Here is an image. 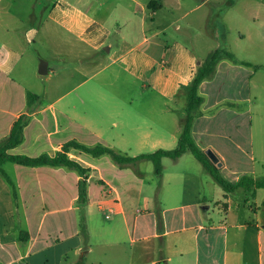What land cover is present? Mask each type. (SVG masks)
I'll return each instance as SVG.
<instances>
[{"label":"crops","instance_id":"obj_1","mask_svg":"<svg viewBox=\"0 0 264 264\" xmlns=\"http://www.w3.org/2000/svg\"><path fill=\"white\" fill-rule=\"evenodd\" d=\"M124 1L113 0L114 8L108 12L102 8L108 3L97 4V0H0V143L8 138L13 124L28 115L23 142L8 154L54 155L70 140L135 156L176 147L185 124L187 98L183 88L207 56L221 47L208 48V42H218L219 37L210 31L212 3L216 2L222 12L227 4L223 0ZM228 3L235 11L242 10V14L236 13L241 27L235 31L236 51L231 52L238 62L220 61L213 76L200 84L204 102L193 122L192 137L203 151L211 150L217 156L221 172L230 168L213 140L223 139L224 148L233 149L235 154L231 173L235 177L228 181L237 182L243 175L264 177V31L257 25V0ZM197 12V21L190 22L200 19V31L196 37H186L189 45L178 34L184 30L185 36L189 35L180 22ZM223 27L230 33L225 21ZM244 41L250 43L243 45ZM52 43L61 48L58 54L63 62L54 65L46 59L48 73L41 75V49ZM102 54L107 55L105 62L99 59ZM111 67L139 84L148 98L82 97L78 89ZM56 74L60 76L54 86L58 92L51 98L47 83ZM43 76L46 81L40 79ZM227 88H232L234 96L223 93ZM28 93L39 97L31 112ZM232 99L234 103L229 102ZM218 106L234 115L219 121L218 113L212 112ZM228 120L234 124L233 140L220 124ZM69 155L89 168V173H98L95 194L88 174L85 215L89 237H96L93 227L100 212L111 207L115 213L109 220L121 224V229L111 227L107 232L102 228L97 234L102 242L96 241L83 251L77 172L4 162L0 165V264H88L89 257L90 264L110 262L106 252L94 257L97 246L105 247L103 251L119 246L126 264H264V189L236 190L243 206L233 198L234 193L221 192V218L207 225L197 207L201 199L206 200L198 188L199 177L172 173V185L183 187L172 196L176 204L168 205L157 196L141 197L142 193L135 200L131 193L146 180L130 171L134 163L100 165L99 157L77 150ZM205 182L214 192L213 183ZM51 183L58 191L57 202L64 198L66 189L71 192L67 205L50 208ZM20 201L24 203L22 213ZM60 224L67 228L62 236ZM107 238L114 241L103 240Z\"/></svg>","mask_w":264,"mask_h":264},{"label":"rangeland","instance_id":"obj_2","mask_svg":"<svg viewBox=\"0 0 264 264\" xmlns=\"http://www.w3.org/2000/svg\"><path fill=\"white\" fill-rule=\"evenodd\" d=\"M116 3L117 2H125L124 0H115ZM194 2H200L201 0H191ZM225 1V3L227 5H225L224 7V11H220L218 9V6L215 5L216 2L212 3L214 11L212 13V16L210 17V31L214 32L216 35H219L218 37V42H208V48H215L216 46H218V44H220V46L230 52H235L236 51V43L234 41L235 36V31L237 28H240L241 25L238 22L239 18L236 16V13H238L239 11L235 9H233L232 5H229L228 2H230L231 0H223ZM259 3V7L257 9V16H258V28L261 31H264V0H257ZM99 2H104V3H108L107 5L103 6L102 8L107 10L108 12H111L114 8V5L111 6V3L113 2V0H97V4ZM260 4H262L260 6ZM211 5V7H212ZM221 8H223L224 4H220L219 5ZM238 9V8H236ZM240 13L242 14V10L240 11ZM105 14V13H104ZM198 14L197 13H193L190 16H188L185 21L180 22L183 26V28H187L189 35L185 36L186 34H184V30L181 33H178L180 37L185 38V40H187L186 42L190 44V40L188 41V39L186 37L188 36H197L199 34V27L198 25L201 23V20H198V23H192L190 22L191 20H196L198 19V17L196 16ZM104 17H107V14L104 15ZM109 20V19H108ZM224 21L226 22V25L229 27L228 29H230V33H228V30L225 29L223 27ZM52 30V28H51ZM54 31V30H52ZM52 31H51V35H52ZM252 33L256 34L255 31H253ZM249 41H244L243 45L249 44ZM259 43V42H258ZM61 50V48H57V46H55L53 43L50 44L49 47L44 46L43 49H41V53H42V58L40 59L43 61L48 62L47 60H49V62L51 64L57 65L59 63H62L63 61L59 60V54L58 52ZM242 56V55H240ZM105 57H107V55L102 54V57L99 59H102L105 62ZM244 57V56H242ZM45 58V59H44ZM258 60H261V57H257ZM47 59V60H46ZM62 69L58 68V71H61ZM92 70H95V67H92ZM91 72V69H90ZM59 74V73H58ZM56 74L55 76H51L49 79V82L47 83V85L49 86V96L52 98L56 97V93L58 92V90L54 87L56 85L57 82H59V75ZM43 81H46V76H43L42 78ZM44 83V82H42ZM46 84V83H45ZM229 90V91H227ZM227 90H224L223 93L225 94H229L230 96H234L233 95V90L232 88H227ZM78 92L82 95V97H84L85 99H115V100H129V99H135V100H140V99H147L148 94H144L141 92V90L139 89V84L133 82L129 77L125 76V74H120V73H116L114 72V68H109L108 70L102 71L101 73H99L97 76H95L94 78H91L88 82H86L85 84H83L79 89ZM230 103H234V99L229 100ZM183 103H181V107L183 108ZM187 102H184V105L186 106ZM241 107H245L244 104L240 105ZM139 108V106L137 107ZM143 109V107H140ZM144 108H146V106H144ZM231 109H233V106H230ZM239 108V107H238ZM222 106H218L214 111L212 112H216L218 113V117H219V121H222L224 119V117H227V115H234L233 112H227L224 110H221ZM182 112V110H181ZM93 114H96L95 112H93ZM220 124L222 125L223 129L225 130L226 134L228 133L233 140V133H234V129H233V122L231 120L225 121L223 124L222 122H220ZM230 139H227V142L231 141ZM213 142L216 144V146H218V148H220L221 150H223V154L227 160V163L229 165V170H224V171H220L221 175L223 178H225L226 180L228 179H232L235 177V175H232V170L234 168V164H235V154L233 149H227L224 148L223 146V139H218L217 140H213ZM242 142H244V140H242ZM247 144V143H243ZM207 151H211V150H207ZM206 151V152H207ZM145 153L151 152V151H144ZM212 152V151H211ZM139 154H143V153H139ZM137 154V155H139ZM128 156H135L133 154H130ZM237 157V155H236ZM241 159L243 161H245V157L244 155H241ZM106 162H110L113 165H116L112 159L110 158V156L108 155H104L99 157V159L97 160V163L100 165H103ZM102 168H104L102 166ZM130 171L132 173H135V175H139L142 174L141 176L144 178V180H146L145 183L139 185L138 184V189L135 190V193H131V196L137 200L139 199V196L141 194V197H152V196H157L160 199H164L166 201V203L168 205L170 204H176L177 202H172V196H174L176 193H179V191L181 189H183V187H178V185L173 186L172 185V173H176V172H183L184 174L189 173L191 174V176L196 180L197 177L200 178L201 181V186H198L199 189H202L203 191V197H206V200L201 199V202L199 203V205H197L201 215L203 216L204 221L206 222V224H210V223H218L219 219L221 218V215H219V203L218 201L220 200V193L224 192V190L221 188V186L215 182V180L212 179V177L210 176V174L206 171V169L203 167V165L191 154L189 153L187 156H185L180 162H176L170 158L165 159V161H162V175H158L155 172V168L152 162L148 161V160H141L138 161L134 164H132L130 166ZM90 176V182L92 184V192L95 194L97 191V188H99V184H98V173H89ZM162 176V177H161ZM244 176V175H243ZM241 176V178L243 177ZM205 180L210 181L211 183H213L214 186V192H210L209 191V185L206 184ZM55 187H53L52 183H51V187L50 190L48 191V195L51 198V202H50V208H54L55 206H57V204H64L67 205L68 200H69V195H70V191L68 189H66V191L64 192V198H60L59 201L57 202L55 200V198L58 196V191L54 189ZM105 189V188H103ZM185 189V187H184ZM234 194H232L233 198L238 201L242 206L244 205V200L242 199L240 192L236 191L233 192ZM62 197V196H61ZM251 203L254 204V201L251 200ZM19 208L20 211L22 213V211H24V203L22 201H20L19 203ZM101 208V207H100ZM102 210V208H101ZM112 217V216H111ZM110 217V218H111ZM62 219H64V217H62ZM193 219L190 218L189 222H191ZM98 222L96 223L97 226L93 227L94 231L97 232V234H100L101 231L103 229H106L107 232L111 230L113 228H117V229H121V224H117V223H112L111 220L105 218V211H101L100 215L98 216ZM103 228V229H102ZM59 229L62 231L61 233H59V235H63L66 234L67 232V228L63 227V224L59 225ZM95 235L96 237L92 236L88 238V243L87 246L84 245L83 243V251L86 252L87 247L90 246L91 244H95L96 241L97 242H102V239H99V235ZM120 236V235H119ZM123 238V237H122ZM96 239V240H94ZM106 240L108 242L110 241H114L111 238H107V239H103ZM121 240V239H119ZM125 242L128 241L125 237H124ZM86 247V250H85ZM89 248V247H88ZM103 249H106L105 247L102 246H97L96 248H94L95 252L93 253L96 257L99 254L106 252L109 254V258H110V262H106L105 264H126L125 260L122 257L121 254V249L119 246H113L111 248H109L106 251H103ZM88 258V256H87ZM92 257L88 258V264H90V260Z\"/></svg>","mask_w":264,"mask_h":264},{"label":"trees","instance_id":"obj_3","mask_svg":"<svg viewBox=\"0 0 264 264\" xmlns=\"http://www.w3.org/2000/svg\"><path fill=\"white\" fill-rule=\"evenodd\" d=\"M231 60L238 62L234 55L228 50L220 47L211 52L207 58L199 65L195 77L189 85L183 88L186 98L187 106L185 109V124L183 131L179 137L178 143L175 148L171 150L159 149L150 153H143L136 156H128L117 153L113 149L97 145L87 146L77 142L76 140H70L66 142L61 150L57 151L54 155L41 154L39 156L28 155H13L8 154L7 151L11 148H15L23 142V131L28 122V115H22L14 124L11 129L8 138L0 143V165L4 162H12L26 167H53V168H67L77 172L80 179L77 184V204L81 208L79 214V229L80 235L83 239V243L87 246L88 243V225L85 215V206L89 203L88 194V174L90 169L83 166L78 160L70 157V153L73 150H77L82 153L89 154L95 158L103 155H108L112 161L119 165L124 166L127 164L136 163L141 160H148L153 163L155 172L158 175H162V160L164 158H170L177 161L185 153L190 152L208 171L211 177L217 182L226 193H233L238 189L245 191H256L258 189H264V177L255 179L251 176H243L237 182H230L222 177L220 173V167L217 166L194 141L192 137V126L196 117L200 113V108L204 102V98L199 94L200 84L213 76L217 64L222 60ZM242 64L253 66L250 63L242 62ZM255 69L262 68L261 66H254ZM28 105L29 112L32 111V107L35 103L39 102V97L35 94L28 93ZM7 180L10 182L9 177ZM86 249V247H85ZM77 264H83L78 262Z\"/></svg>","mask_w":264,"mask_h":264},{"label":"water","instance_id":"obj_4","mask_svg":"<svg viewBox=\"0 0 264 264\" xmlns=\"http://www.w3.org/2000/svg\"><path fill=\"white\" fill-rule=\"evenodd\" d=\"M47 66H48V63L46 61L41 60L40 65H39V74L41 75L47 74L48 73ZM206 154L215 164H217L218 167L222 166V164L219 162V159L213 152L207 151Z\"/></svg>","mask_w":264,"mask_h":264},{"label":"built area","instance_id":"obj_5","mask_svg":"<svg viewBox=\"0 0 264 264\" xmlns=\"http://www.w3.org/2000/svg\"><path fill=\"white\" fill-rule=\"evenodd\" d=\"M104 211H105V217L109 219L115 213V208L111 207Z\"/></svg>","mask_w":264,"mask_h":264},{"label":"clouds","instance_id":"obj_6","mask_svg":"<svg viewBox=\"0 0 264 264\" xmlns=\"http://www.w3.org/2000/svg\"><path fill=\"white\" fill-rule=\"evenodd\" d=\"M11 69H9V71H10Z\"/></svg>","mask_w":264,"mask_h":264}]
</instances>
